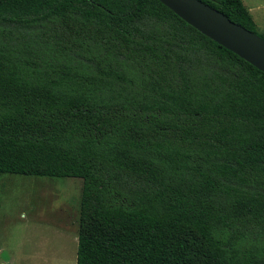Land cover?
<instances>
[{"label":"trees","instance_id":"1","mask_svg":"<svg viewBox=\"0 0 264 264\" xmlns=\"http://www.w3.org/2000/svg\"><path fill=\"white\" fill-rule=\"evenodd\" d=\"M0 173L83 180L77 264H264V72L159 0H0Z\"/></svg>","mask_w":264,"mask_h":264},{"label":"rangeland","instance_id":"2","mask_svg":"<svg viewBox=\"0 0 264 264\" xmlns=\"http://www.w3.org/2000/svg\"><path fill=\"white\" fill-rule=\"evenodd\" d=\"M264 37V0H243ZM83 180L0 173V264H77Z\"/></svg>","mask_w":264,"mask_h":264},{"label":"water","instance_id":"3","mask_svg":"<svg viewBox=\"0 0 264 264\" xmlns=\"http://www.w3.org/2000/svg\"><path fill=\"white\" fill-rule=\"evenodd\" d=\"M187 24L264 72V39L200 0H159Z\"/></svg>","mask_w":264,"mask_h":264},{"label":"crops","instance_id":"4","mask_svg":"<svg viewBox=\"0 0 264 264\" xmlns=\"http://www.w3.org/2000/svg\"><path fill=\"white\" fill-rule=\"evenodd\" d=\"M256 23V22H255ZM256 26L258 27L257 23H256Z\"/></svg>","mask_w":264,"mask_h":264}]
</instances>
